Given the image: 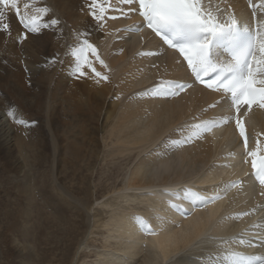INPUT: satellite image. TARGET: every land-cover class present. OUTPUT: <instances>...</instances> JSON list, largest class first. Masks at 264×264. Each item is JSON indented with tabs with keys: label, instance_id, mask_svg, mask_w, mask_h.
<instances>
[{
	"label": "bare ground",
	"instance_id": "6f19581e",
	"mask_svg": "<svg viewBox=\"0 0 264 264\" xmlns=\"http://www.w3.org/2000/svg\"><path fill=\"white\" fill-rule=\"evenodd\" d=\"M37 1L36 5L50 10L51 20L59 21L53 26L55 35L44 29L39 30L40 36L24 28L19 29L16 18L10 15L15 9L0 6V11L4 12L3 19L11 23L7 32L0 31V153L8 163L19 166L18 154L23 157L24 152L40 153L38 158L34 154L35 160L43 164L42 152L46 155L51 151L52 169L58 170L61 164L57 157L58 148L66 141L63 127H59V114L66 110L65 103L68 105L73 100L70 112L74 111L75 119L80 118L79 124L82 118V127H93L89 131L91 134L86 133L100 137V153L112 159L126 160L133 156L135 159L129 165L123 187L110 192L107 201L97 204L96 208L99 207L106 217L97 219L94 215H86L90 221L89 232L77 247L74 264H79L80 256L85 259L87 252L92 253L88 243L100 229L103 230L101 241L104 245L101 251L96 250L95 261L91 264H246L229 259L227 254L231 251L248 257H264V195L260 194L263 189L251 183L246 170L252 159L247 153L256 149L257 140L260 141L261 153H264V109L253 106L248 112L247 106L241 107L240 118L250 125L247 127L248 149H245L242 137L236 132L235 121L231 119L235 111L231 109L230 97L197 86L177 51L168 48L155 34L147 33L136 4L123 5L118 0H111L112 7L123 8L125 15L110 9L105 20L98 22L91 14L92 0ZM98 2L107 6V0ZM25 4L18 0V7L23 6L24 14L28 11ZM202 5L217 15L221 23L228 21L229 15L234 13L238 24L251 31H255L257 20L264 21V11L260 16L250 13L248 0H202ZM111 16L118 18L110 19ZM48 21L41 20V23ZM25 35L29 38L27 43L22 41ZM85 37L97 48L109 69L107 71L90 55L93 66L102 75L112 76L110 83H114V91L113 84L99 80L88 67L83 68L85 80H80L75 72L76 61L71 49ZM28 43L26 54L33 53L29 54L27 63L33 75L24 72L19 65V57H23L20 46ZM218 51L222 59H227L223 49ZM53 52L57 54L49 63ZM62 61L65 70L60 75L55 72ZM40 62L49 63L46 70L38 68ZM37 71L40 72L39 78H33ZM161 81H176L191 87L172 97L146 94ZM78 86L89 87L94 91L92 97L100 100L112 92L110 108L104 112V103L97 110L82 111V90L87 89L81 90ZM213 105L215 107H211ZM12 108L20 114L15 117L25 122L31 120V114L43 118L40 121L37 117L40 122L36 121L31 131L29 127L25 130L7 115ZM65 112L64 116L68 114ZM103 112L105 126L97 134L94 121L97 122L96 116L101 117ZM220 117H228L230 122L203 134L202 138L173 147L174 142L183 141L189 135L192 125ZM8 119L13 122L11 127ZM22 133H27V139ZM83 137L82 134L85 140ZM37 148L40 152H36ZM234 182L241 183V186L229 189L228 186ZM61 187L59 189L62 190ZM185 190L199 192L205 197L223 198L207 207H196L182 198L174 199L169 195L182 194ZM65 193L59 195L71 197ZM171 203L180 205L187 210L186 213L172 209ZM243 213L249 215L242 216ZM136 218L148 222L160 235H144ZM36 235L40 241V231ZM240 238L247 243L240 245ZM212 241H217L220 246L215 243L208 245ZM68 248L67 245L60 254L61 264H68L73 257ZM207 250H210V256L202 257Z\"/></svg>",
	"mask_w": 264,
	"mask_h": 264
},
{
	"label": "rangeland",
	"instance_id": "374dc122",
	"mask_svg": "<svg viewBox=\"0 0 264 264\" xmlns=\"http://www.w3.org/2000/svg\"><path fill=\"white\" fill-rule=\"evenodd\" d=\"M35 1L37 0H34V2L22 0V4H31V7L27 8V10L29 11V13L27 11V14L31 15L30 11L33 10L32 14L41 15V20H50L49 22L51 27H46L45 29V27L41 26L39 30L44 29L48 32L50 31L53 35H55L56 30L54 31L55 28L53 27V25H51V19L49 18L50 10L48 9L49 11L46 15H42L39 13L37 14L36 9L46 7L36 5ZM257 4V2L251 3L250 13H255L257 14V16H260L262 15V13H259L260 11ZM259 5L262 6V9L264 6V0H261L259 2ZM29 8H31V10H29ZM19 9L21 15H24L23 6H21ZM263 11L264 8L263 10H261V12ZM13 12L10 13V15L11 17L16 18L17 27L24 28L23 25H21L19 18L15 15V10ZM255 14H253L252 16H255ZM5 20L6 23L9 24V26L11 24L9 23L10 20L9 22H7L8 19H0V31L2 32L8 31L1 29L3 25L1 23L5 22ZM48 28L50 29L48 30ZM36 34L39 36L41 35L40 31L36 32ZM24 37H26V35ZM24 37H21L22 41H24V43H27L29 38L27 39ZM28 45L30 46L29 43L20 46V53H22L23 57H19L21 58V62H19L20 64L17 62L20 66L22 65L21 67L24 72H26L25 69H30L27 61L30 58L29 54L32 55L33 53L27 52L26 54L27 48L25 46ZM64 51L65 49L63 50V52ZM56 54L57 53L55 52L50 54L54 56L50 58L49 63H52L54 61L53 59H55ZM42 60H45V58H43ZM49 63L41 64L40 62L38 64V68L46 70V66ZM63 64L64 62L62 61L57 68V72L55 73H58L60 75L63 74L65 70ZM108 69L109 68H106L107 71ZM31 72L32 71L30 69V73H26L33 75V72ZM38 72L39 71H37L36 76H33V78H39L40 72ZM79 76L80 80H85L84 76ZM110 76L111 75H109L110 81H108V78V80L105 82L113 84L114 91L115 85L114 83H110L112 81V76ZM67 77L68 75L66 76V78ZM29 83L32 84V80H30ZM109 86L111 87L112 85ZM78 87L80 88V86ZM82 88H86L87 91L82 90ZM80 89L83 93L81 101V104L83 105L82 111L87 112L88 110H97L100 107V104L104 103V112L107 108H110L109 104H112L113 102L112 92L109 94L105 93L106 95L104 96V98H101V100L100 98H98V100L97 98L92 97L94 91L92 92L89 87L81 86ZM1 91L2 90H0V96L2 95ZM94 95L96 94L94 93ZM76 98L78 99V96ZM10 99L12 98L10 97ZM83 100L85 103L83 102ZM71 101L73 102V100ZM70 103L68 105L65 103L66 110H64L63 113L65 111V113H68L67 115H65L66 117L62 112L59 114V119L61 120V122H59V127L61 126V129L63 127L62 132L63 136H65L66 141L60 145V148H58L59 153L57 154V157L61 163L58 167V170L57 168H53L54 170L52 169V163L54 162V160H51V151H47L49 156L47 153L46 155H44L42 152V157L43 159H45V161L42 162L43 164L38 162V159H36L37 161L35 160V156L37 155L36 158H38L39 155H41L40 153H35L33 151L32 153L24 152L22 153L24 154L23 157L18 154L17 158L21 163L19 166L8 163V161H6V159L0 153V264H61L60 260L62 258L60 254H63L62 250H64L67 245L69 246L68 251H70V255L73 256L69 260L68 264H74L76 261L75 255L76 250L78 249L77 247H79L80 244L85 240L87 233L89 232L90 221L86 215L89 214V217L94 215L97 219H103L106 217V215H103L102 210L99 209V207L98 209L96 208L97 204L107 201L110 192H112L113 190H118L123 187V180L129 170V165H131L135 161L134 156L130 159L128 158L126 160H120L118 157L112 159L103 154V152L100 153L101 147L98 142V140H100V137L98 138V135L96 134L95 136L94 134H92L93 136L90 135V128H93L90 126H84V132L86 133V131H90V134H88V132L86 134H84V132H81L82 129H84V127H82V118L81 125L79 124L80 118L78 117L77 119H75L76 117L73 115L74 111L70 112L73 107ZM12 110H14V108H12ZM104 112L102 113L101 117L99 115L96 116V118L99 120L98 121L96 119L98 123L94 121V127L96 128L97 134H100L105 126L106 120L104 117ZM62 114L64 117L62 116ZM15 115L20 116V114H17V112H15ZM31 117L33 119L31 118V120H26L27 123L24 126L20 125L22 126V128L25 127V130H27V128L29 127L28 130L31 131V128L33 129L36 125L35 122H40L43 118V116H37L40 117L39 121V119L33 114H31ZM72 117H74L73 120ZM64 121L66 123L63 124ZM7 122L9 123V127H11V124H13V122L9 119ZM75 124H77L79 128ZM86 128L89 130H87ZM22 134L23 137L27 139V133ZM82 134L84 137L88 134L89 137L86 136L88 137L87 139L86 137H83L86 141L82 139ZM39 150L40 149H38V151L36 152H40ZM48 157H50V159ZM38 165L41 167H39ZM21 166H23V168H20ZM57 175L58 177H56ZM59 186L63 187H61L63 191L71 194L72 198H67L68 195L61 189H59ZM60 190L61 192L59 193L58 191ZM84 190L87 191L88 194H85ZM64 193L65 195H67H64L65 198L59 195H62ZM73 197L75 199H73ZM68 199L73 201L69 202ZM71 203L76 204L72 205ZM77 203H79V206L77 205ZM38 231H40L41 233V235L39 236L41 237L40 241L37 240L36 232ZM102 232L103 230L100 229L97 231L96 235L93 236L91 241L88 243L90 249L92 250V253L89 254L87 252V254H85V259L83 258V256H80L79 264H91V262L95 261L96 250L101 251L104 245V243H102L101 241V236H103ZM208 251L210 250H207V252Z\"/></svg>",
	"mask_w": 264,
	"mask_h": 264
},
{
	"label": "snow or ice",
	"instance_id": "6c2138e0",
	"mask_svg": "<svg viewBox=\"0 0 264 264\" xmlns=\"http://www.w3.org/2000/svg\"><path fill=\"white\" fill-rule=\"evenodd\" d=\"M118 2L123 5L136 4L146 27L183 57L198 81L206 88L223 92L230 97L231 109L235 111V116L231 119L235 121L239 135L243 138L244 148L248 149L246 125L240 118V110L242 106H247L248 112L252 111L253 106L264 109V21L257 20L255 31L242 28L234 18V13L229 15L228 21L221 23L218 16L210 9L203 8L202 0H118ZM0 6L4 9H8L9 6L15 9V15L20 23L32 33L38 32L41 26L49 27L47 23L41 24V15H28L26 12L21 15L18 0H0ZM28 7L30 5L26 3L25 9ZM90 7L93 18L98 22L105 20L106 13L110 9L125 15L123 8L112 7L111 0H107V6L99 3L98 0H92ZM48 11L47 8L36 9V12L42 15H46ZM3 16L4 12L0 11V19ZM109 18L117 19L118 17ZM58 23L56 19L51 20L53 26ZM2 28L7 31L10 26L8 23H3ZM219 49H223L227 59L221 58ZM71 55L76 61L75 72L77 74L85 75L83 68L88 67L99 80H108V76L102 75L93 66L90 55L94 56L100 65L107 68L97 48L86 37L71 49ZM205 77H210V79L206 80ZM188 87L191 85L176 81H161L146 94L153 97H172L179 95ZM7 115L13 117L22 126L26 124L23 119L15 117L14 110L7 112ZM229 122L228 117H220L196 123L192 125L189 135L183 141L174 142L173 147L202 138L203 134L211 133L215 128ZM256 144V149L249 151L247 155L252 158L251 166L255 179L264 189V155L261 154L260 141L257 140ZM240 186L241 183L234 182L228 188ZM260 194L264 195V191ZM169 195L174 199L182 198L196 207H207L223 198L221 196L205 197L192 190H185L182 194L169 193ZM170 207L182 213L187 211L174 203H171ZM241 215L247 216L249 213ZM136 220L144 235H160L142 218H136ZM238 243L244 245L247 242L240 238ZM227 256L234 262L264 264V257H248L238 251H231Z\"/></svg>",
	"mask_w": 264,
	"mask_h": 264
}]
</instances>
